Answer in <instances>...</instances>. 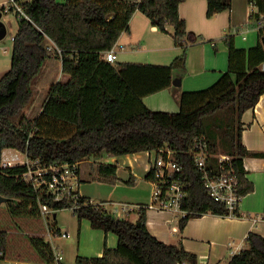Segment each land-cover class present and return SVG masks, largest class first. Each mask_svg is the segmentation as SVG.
I'll return each instance as SVG.
<instances>
[{"label":"trees","instance_id":"16d2710c","mask_svg":"<svg viewBox=\"0 0 264 264\" xmlns=\"http://www.w3.org/2000/svg\"><path fill=\"white\" fill-rule=\"evenodd\" d=\"M16 1L30 18L16 11L19 25L13 36L11 67L0 78V193L7 198L0 205V251L10 258L52 260L50 241L33 229L43 217L41 204H47L56 211L73 207L79 221L86 218L93 228L118 236L116 247L106 245L101 256L78 255L76 264H198L197 254L181 242H165L148 229L145 208L132 221L114 215L79 191L75 198L55 199L46 187L36 189L22 180L25 165L2 166L1 155L4 148L11 147L44 163L75 162L168 146L183 166L182 178L188 184L181 230L190 217L208 212L229 215L226 206L208 193L192 148L197 137L205 136L211 151L209 164L216 169L220 152L232 155L240 193L254 190L243 159L264 156V152L244 145L242 115L264 94V23L259 21L260 14L243 25L258 29V44L240 48L234 35H226L227 71L206 88L182 91L180 109L168 111L150 108L144 97L170 87L175 71L186 68L185 43L192 35L179 11L185 0ZM256 2L259 6L260 0ZM231 7L232 0H207V16ZM137 10L163 32L173 26L175 43L183 51L170 63H115L103 56L129 29ZM4 11L3 6L0 12ZM50 40L60 49L55 54L61 58L67 78L52 82L33 118L23 114L15 122V116L34 98L33 82L52 54ZM95 171L99 181L116 183L119 179L116 164L99 162ZM24 226L32 230L21 232ZM59 231L56 228L55 233ZM229 264H264V236L250 231L245 246L230 257Z\"/></svg>","mask_w":264,"mask_h":264},{"label":"crops","instance_id":"0c3cea01","mask_svg":"<svg viewBox=\"0 0 264 264\" xmlns=\"http://www.w3.org/2000/svg\"><path fill=\"white\" fill-rule=\"evenodd\" d=\"M179 11L192 35V38L185 43L187 46L186 68L175 71L174 79H179V84L173 82L170 87L144 97L145 103L152 109L160 107L161 110L178 111L180 109L178 98L182 91L206 88L216 82L228 69L226 35H234L236 46L240 48L248 49L257 45L258 29L243 25L255 20L257 13L264 14V0H260L257 10L251 4V0H232L230 10L218 12L212 17L207 16V0H185L180 4ZM237 26H241L240 31H236ZM173 31L171 25L168 26V32L161 31L152 24L147 15L137 10L131 17L129 29L122 32L113 48L125 55L146 53L149 56L150 54L153 57L149 60L151 63L167 64L183 51V46L175 43ZM127 59L130 58L123 60ZM242 121L245 125L242 136L244 145L252 151L264 152V94L254 107L243 113ZM16 151L20 152L18 149ZM145 152L148 154L147 151ZM131 154L119 156L105 154L98 159L86 157L80 163V180L84 181V175L87 173L83 170L84 165L90 163V169L87 171L95 179L97 173L93 170V166L102 162L105 156H111L115 162H118L122 156ZM92 162L96 163L92 166ZM116 165L119 180L128 182L134 177V180L128 183L136 184L137 178L140 182L128 187L122 186L118 181L108 183L98 180L101 185L108 183L111 186L108 201L102 204L110 203L117 207L123 202L130 203L134 207L126 215V218L130 220L132 215H135L137 220L141 209L145 208L148 229L165 242H181L185 249L197 254L198 264H229L230 257L245 246V239L250 231L259 232L264 236V156L248 155L243 159L245 175L254 183V190L244 195L239 207V215H217L208 212L201 216L190 217L183 230L180 228V216L185 214L170 209L146 207L151 200L152 192V186L148 180L147 158L142 163L129 167L122 168ZM138 168L142 172H139ZM121 170L125 174L122 175ZM81 181L78 187L79 192L90 197L82 188L80 189ZM80 230L83 234L88 229L86 226L85 228L80 226ZM90 232L97 244L93 247L84 244L81 246L79 255L101 256L106 245L110 248L118 245V236L113 232L107 233L102 229Z\"/></svg>","mask_w":264,"mask_h":264},{"label":"built area","instance_id":"2783aa9c","mask_svg":"<svg viewBox=\"0 0 264 264\" xmlns=\"http://www.w3.org/2000/svg\"><path fill=\"white\" fill-rule=\"evenodd\" d=\"M251 4L258 9L256 0H251ZM4 10H10L14 7L21 16L30 18L24 10L23 6L16 0H7L3 4ZM260 22L264 23V14L260 15ZM241 26L236 27V31H240ZM49 49H60L50 40ZM104 57L109 61L117 59V51L112 48L104 53ZM264 68V63L262 64ZM14 152L11 155H6L2 151L1 162L3 166L25 165L26 170L21 173L22 180L31 183L36 189L46 187V189L54 196L55 199L64 197H77L78 187L80 185V163L82 160L75 162H54L44 163L39 158H31L29 155L20 151ZM150 157L149 164V182L152 186L151 200L146 205L149 208L170 209L186 214L183 203L188 196V184L182 178L183 166L175 159L173 151L168 146H163L151 150H147ZM155 156L152 158V153ZM192 153L194 156L195 165L201 171L204 185L210 196L217 202L222 203L228 209L229 215H237L236 210H239L241 201L244 197L240 193L238 183V174L233 156L220 152L218 155V167L214 169L209 160L211 157L209 141L205 136L197 137L193 143ZM96 204V203H95ZM103 205L102 203H98ZM134 207L130 203L123 202L113 211H108L120 218H126L127 213L133 210ZM41 214L48 219L49 216L55 214L56 210L49 207L47 204H41ZM46 221V232L51 240L60 237H70L69 231H63L60 228L59 233H55V225ZM48 240V239H46ZM50 241V240H48ZM53 259L50 261H38L29 259L10 258L4 251H0L2 256V264H64V255L55 243L52 244ZM180 264V263H177Z\"/></svg>","mask_w":264,"mask_h":264},{"label":"rangeland","instance_id":"374dc122","mask_svg":"<svg viewBox=\"0 0 264 264\" xmlns=\"http://www.w3.org/2000/svg\"><path fill=\"white\" fill-rule=\"evenodd\" d=\"M7 0H0V11H2L3 4ZM1 21L6 25L7 27V33L6 35L0 39V78L3 76V74L8 71L11 67V56H12V49H13V36L16 33L19 25L18 16L16 15V11L13 10H6L2 13ZM241 34V33H240ZM51 43V42H50ZM56 49L51 48V56L48 58L49 60L44 63L43 68L41 70V73L36 77V79L33 82V91H34V98L32 102L24 108L17 116H15L14 121L18 122L23 114L27 115L30 118H33L40 110V107L42 105V102L46 95L48 94L51 84L54 81L58 80H64L67 78V76L62 72L61 69V58L56 56L55 54ZM124 58H130L127 60H123ZM153 58L150 54H136V55H125L121 53L120 51L117 52V59L114 61L115 63L122 62V61H135V62H150L149 60ZM171 62V61H170ZM169 63V62H168ZM156 106H159L156 104ZM155 110H161L159 107ZM165 110V109H162ZM6 154H9L12 151H16V149H10L6 148L5 150ZM20 154H22L19 151H16ZM148 154H146L145 151H141L138 154L132 153L130 156H122L121 159H119L118 162H115V159L111 156H105L101 161L107 162V163H116L120 167L124 166H133V164L142 163V161L148 160V163L150 164V157ZM155 156V153L153 152L151 157L153 158ZM92 162L91 165L93 166ZM124 163V164H123ZM1 165L3 166V161L1 162ZM97 166V165H96ZM93 166V170H95V167ZM90 167V163L83 166V170L87 173L84 175L85 180L81 181L80 189L84 190L88 195H90L91 200L93 203H103L108 201L111 187L110 182L103 183V185L100 184V182L97 179H93V175L89 174V171H87ZM121 168V169H122ZM139 172H142L139 170ZM121 174H125L121 170ZM130 175V174H129ZM93 177V178H92ZM118 183H121L122 186H133L137 185L140 182V179L137 178L136 184L124 182V180H117ZM127 183V184H125ZM144 185V184H143ZM112 197V196H111ZM110 197V198H111ZM113 199L115 197H112ZM105 207L108 208L109 211H113L114 205L110 203H105ZM57 217H54V215L49 216L48 219L42 217L41 221L36 225V228L33 227L34 231L42 232L46 239L50 240L52 244H56L61 249L63 255H64V264H76V257L80 254L81 246L84 244H87L91 247L96 246L97 242L94 240V238L91 237L90 231H96L95 228H93L89 222L88 219L84 218L81 221H79L77 215L74 212L73 207L71 208H63L56 211ZM50 222L51 226L55 225L56 227L61 228L63 231H69L71 234L70 237H56L53 240H51L50 236L45 233L46 230V221ZM131 220H136L135 215L131 216ZM80 226L86 229L87 232L82 234V230H80ZM95 229V230H94ZM32 230V229H30ZM30 230L24 226L23 230L21 232H30ZM84 237V238H82ZM89 243V244H88ZM228 259V257L226 258Z\"/></svg>","mask_w":264,"mask_h":264},{"label":"water","instance_id":"95a60500","mask_svg":"<svg viewBox=\"0 0 264 264\" xmlns=\"http://www.w3.org/2000/svg\"><path fill=\"white\" fill-rule=\"evenodd\" d=\"M1 16H2V13L0 12V39H2L6 33H7V27L6 25L1 21ZM173 82L175 84H179V79H174ZM7 198L5 196H3L1 193H0V205L5 202Z\"/></svg>","mask_w":264,"mask_h":264}]
</instances>
